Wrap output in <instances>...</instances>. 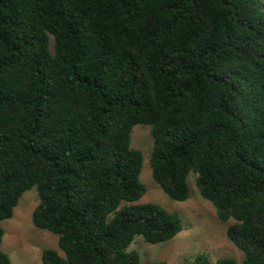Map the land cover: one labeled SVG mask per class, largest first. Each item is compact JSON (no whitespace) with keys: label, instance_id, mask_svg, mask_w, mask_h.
Masks as SVG:
<instances>
[{"label":"trees","instance_id":"trees-1","mask_svg":"<svg viewBox=\"0 0 264 264\" xmlns=\"http://www.w3.org/2000/svg\"><path fill=\"white\" fill-rule=\"evenodd\" d=\"M136 124L170 198H189L194 172L234 219L245 258L216 264H264V0H0V264L1 220L34 186L33 222L64 251L43 264H140L136 236L181 232L179 214L137 202Z\"/></svg>","mask_w":264,"mask_h":264},{"label":"rangeland","instance_id":"rangeland-1","mask_svg":"<svg viewBox=\"0 0 264 264\" xmlns=\"http://www.w3.org/2000/svg\"><path fill=\"white\" fill-rule=\"evenodd\" d=\"M132 146L142 150L144 162L140 174L146 185V193L137 201L159 204L180 215L183 229L175 237L160 243H150L143 236H136L129 249H136L141 255L140 264L165 261L166 264H186L201 252L209 255L211 264L221 257L242 261L245 253L227 236L228 226L233 218L218 217L213 203L203 198L196 184L197 174L190 172L187 178L189 198L174 200L154 179L150 156L153 136L149 125L136 124L132 132ZM39 203L37 187L25 191L14 208L13 216L1 220L5 234L1 249L9 254L11 264H43L42 252L46 248L64 251L58 244V234L37 227L33 222V210Z\"/></svg>","mask_w":264,"mask_h":264}]
</instances>
